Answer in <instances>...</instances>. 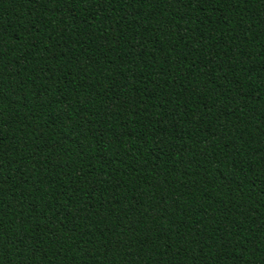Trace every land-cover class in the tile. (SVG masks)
<instances>
[{"label": "trees", "instance_id": "1", "mask_svg": "<svg viewBox=\"0 0 264 264\" xmlns=\"http://www.w3.org/2000/svg\"><path fill=\"white\" fill-rule=\"evenodd\" d=\"M0 264H264V0H0Z\"/></svg>", "mask_w": 264, "mask_h": 264}]
</instances>
